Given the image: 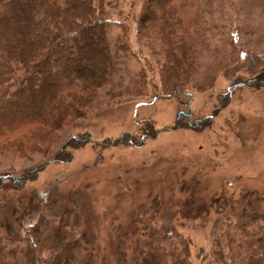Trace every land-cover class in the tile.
<instances>
[{"label":"trees","instance_id":"1","mask_svg":"<svg viewBox=\"0 0 264 264\" xmlns=\"http://www.w3.org/2000/svg\"><path fill=\"white\" fill-rule=\"evenodd\" d=\"M111 2L0 0V157L49 154L61 130L76 127L95 106L99 91L114 87L113 78L116 86L121 82L118 65L128 44L124 34L110 32L112 24L121 26L111 22ZM144 2L137 30L142 28L150 45L156 41L163 55L157 96L172 97L183 92L196 71L189 28L196 5L190 0ZM243 81L264 84L260 74ZM210 118L180 116L176 124L199 129ZM145 138L124 132L113 143L141 146ZM88 139V133H75L44 163L0 172V191L13 196L11 215L2 224L6 231L0 234V264H191L190 240L166 219L158 226L140 215L125 226H112L115 249L99 253L95 241L78 230L76 203L66 208L57 188H26L48 162L70 160L71 149ZM189 188L186 198L176 200L172 218L180 214L205 223L215 215L212 248L207 253L200 248L201 263L264 264V214L255 209L257 193L242 190L230 203L223 191L202 198ZM153 203L163 205L157 196Z\"/></svg>","mask_w":264,"mask_h":264},{"label":"rangeland","instance_id":"2","mask_svg":"<svg viewBox=\"0 0 264 264\" xmlns=\"http://www.w3.org/2000/svg\"><path fill=\"white\" fill-rule=\"evenodd\" d=\"M144 1L112 0L108 7L111 22H121L112 24L111 34H124L128 44L118 65L121 82L116 86L113 78L114 87L100 90L95 106L76 127L61 130L49 154L0 157V172L44 163L70 135L88 133L90 139L71 149L70 160L48 162L26 188H57L61 204L76 208L78 230L95 241L99 253L115 249L112 226L144 215L154 225L164 219L174 225L190 240L191 264H202L199 250L212 248L215 215L205 223L180 214L172 218L176 200L186 198L189 187L202 198L223 191L230 203L242 190L255 191V209L264 214V84H242L259 74L264 78V0H190L196 5L189 23L196 71L172 97L157 96L163 55L156 41L150 45L137 30ZM136 84L141 85L132 89ZM180 116L211 118L195 129L177 125ZM124 132L146 138L141 146L115 145ZM156 196L168 210L153 203ZM12 204V193L0 191V234Z\"/></svg>","mask_w":264,"mask_h":264}]
</instances>
